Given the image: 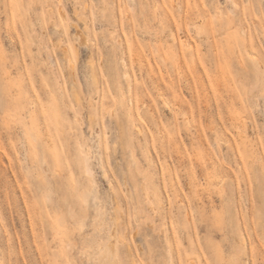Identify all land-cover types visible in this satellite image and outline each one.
<instances>
[{"label": "rangeland", "instance_id": "374dc122", "mask_svg": "<svg viewBox=\"0 0 264 264\" xmlns=\"http://www.w3.org/2000/svg\"><path fill=\"white\" fill-rule=\"evenodd\" d=\"M115 229L117 264H264V0H0V264Z\"/></svg>", "mask_w": 264, "mask_h": 264}, {"label": "bare ground", "instance_id": "6f19581e", "mask_svg": "<svg viewBox=\"0 0 264 264\" xmlns=\"http://www.w3.org/2000/svg\"><path fill=\"white\" fill-rule=\"evenodd\" d=\"M80 37V39H81V35L79 36ZM128 76V75H127ZM91 119V118H90ZM93 120V119H92ZM50 136L52 137V135L50 134ZM50 141V140H49ZM49 141H46L45 142V145L46 146H48L49 145ZM52 144V143H51ZM49 147V146H48ZM46 150V149H45ZM44 152H46V151H44ZM82 152L85 154V157H84V160L82 161V163H83V166H84V169L86 170V172L88 173V175L90 174L91 175V173H92V169H93V167L91 168V157L87 154V152H86V150L83 148L82 149ZM46 153H48V152H46ZM51 154V156H52V158L56 161V164H57V166L58 165H60V164H58V162H57V157L55 156V150H53L52 151V153H50ZM134 154V153H133ZM51 156H49L48 154H47V156H45V158H50ZM51 158V159H52ZM83 159V158H82ZM30 160V159H29ZM101 160V159H100ZM67 161H68V163H64L63 165H65V166H67V165H73V162H74V160L73 159H71V157L69 156L68 158H67ZM50 161H48L47 163H48V165L50 164L49 163ZM52 162V161H51ZM53 164H54V161L52 162ZM103 164V163H102ZM55 165V164H54ZM55 167V175H57V176H59L60 177V174H59V171H56V165L54 166ZM84 170V171H85ZM83 171V172H84ZM93 175L94 174H92V176H90L91 178L93 177ZM106 177V176H105ZM94 178V177H93ZM92 178V179H93ZM93 183V182H92ZM95 183V182H94ZM94 185V184H93ZM75 189H76V183H75ZM78 186V185H77ZM94 186H96V185H94ZM145 186V185H144ZM92 190V189H91ZM97 192V191H96ZM91 193H93L92 191L91 192H89V193H87L84 197H83V200H84V203H89L90 202V195H91ZM131 194V193H130ZM95 200H98V195L97 194H95L94 195V197H93ZM136 211L135 212H137V209H135ZM97 211L99 212V214H101L102 213V206L99 204V205H97ZM137 214V213H136ZM115 232H116V229H115V231H113V233H112V235H111V237L109 238V240H108V242H107V245H106V247H103V248H100L99 250H98V252H96L91 258H92V260H93V262H94V264H117L118 262V259H119V253H118V249H117V240H116V234H115Z\"/></svg>", "mask_w": 264, "mask_h": 264}]
</instances>
